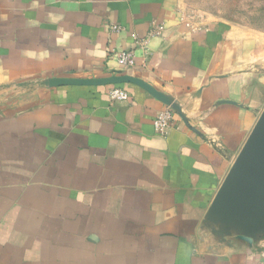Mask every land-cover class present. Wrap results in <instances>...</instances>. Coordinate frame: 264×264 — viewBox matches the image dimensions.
Listing matches in <instances>:
<instances>
[{
	"label": "crops",
	"instance_id": "1",
	"mask_svg": "<svg viewBox=\"0 0 264 264\" xmlns=\"http://www.w3.org/2000/svg\"><path fill=\"white\" fill-rule=\"evenodd\" d=\"M183 4L0 0V264L264 262L223 193L264 112L260 38Z\"/></svg>",
	"mask_w": 264,
	"mask_h": 264
},
{
	"label": "water",
	"instance_id": "2",
	"mask_svg": "<svg viewBox=\"0 0 264 264\" xmlns=\"http://www.w3.org/2000/svg\"><path fill=\"white\" fill-rule=\"evenodd\" d=\"M223 193L236 209L258 215L264 222V112L230 171Z\"/></svg>",
	"mask_w": 264,
	"mask_h": 264
},
{
	"label": "rangeland",
	"instance_id": "3",
	"mask_svg": "<svg viewBox=\"0 0 264 264\" xmlns=\"http://www.w3.org/2000/svg\"><path fill=\"white\" fill-rule=\"evenodd\" d=\"M183 9L197 24L226 21L259 37L264 60V0H184Z\"/></svg>",
	"mask_w": 264,
	"mask_h": 264
},
{
	"label": "built area",
	"instance_id": "4",
	"mask_svg": "<svg viewBox=\"0 0 264 264\" xmlns=\"http://www.w3.org/2000/svg\"><path fill=\"white\" fill-rule=\"evenodd\" d=\"M122 29L121 26L113 25L111 30L113 32H119ZM160 28L156 31L159 33ZM148 39L145 38L141 41V46H147ZM117 61L120 65L126 68H131L136 65V55L132 50H124L116 53ZM110 97L113 101H125L129 98V94L119 88L112 89L110 91ZM174 115L175 112L171 108H167L158 113L154 126L157 133L161 135H167L169 130L174 126ZM264 264V262L260 263Z\"/></svg>",
	"mask_w": 264,
	"mask_h": 264
}]
</instances>
